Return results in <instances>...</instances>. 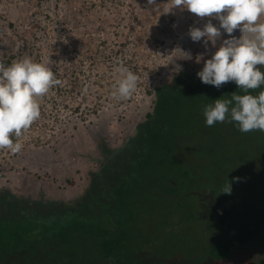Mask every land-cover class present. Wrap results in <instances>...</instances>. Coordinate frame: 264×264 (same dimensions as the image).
<instances>
[{
    "label": "rangeland",
    "instance_id": "1",
    "mask_svg": "<svg viewBox=\"0 0 264 264\" xmlns=\"http://www.w3.org/2000/svg\"><path fill=\"white\" fill-rule=\"evenodd\" d=\"M169 3L0 0V56L43 62L58 69L62 82L38 98L40 118L14 140L23 145L21 152L0 150V189L36 199L82 194L90 171L100 169L99 135L115 147L124 145L154 110L156 87L181 70L198 73L230 38L221 29L215 45L205 46L206 38L194 42L191 28L203 29L209 20L219 27L220 21L187 9L164 13ZM121 63L139 77L127 100L112 95ZM178 111L179 128L167 154L177 164H166L165 175L164 167L159 176L149 172L131 194L133 251H124L117 264H229L212 259L207 249L216 234L234 226L245 247L264 240V132L242 133L228 120L207 126L203 106ZM182 165L190 179L179 174ZM228 181L231 193H220ZM247 248L251 255L258 252ZM96 257L86 264H105Z\"/></svg>",
    "mask_w": 264,
    "mask_h": 264
},
{
    "label": "trees",
    "instance_id": "2",
    "mask_svg": "<svg viewBox=\"0 0 264 264\" xmlns=\"http://www.w3.org/2000/svg\"><path fill=\"white\" fill-rule=\"evenodd\" d=\"M14 59L13 54L0 56L5 65ZM258 67L264 71V66ZM51 70L60 80L58 69ZM262 90L264 85L249 90V94L258 95ZM234 92L244 94L234 81L218 89L203 83L197 73L181 70L170 82L156 87L154 110L136 125L135 133L124 145L115 147L108 136L99 135L101 157L96 160L100 169L90 171L89 186L82 194L71 199H36L1 188L0 264H86L96 255L105 264L123 262V254H127L124 251H133V232L128 227L133 226L130 220L136 213L131 194L148 181L149 172L159 176L164 167L165 175L166 164H177L167 154L173 149L170 139L179 128L178 110L184 107L195 111L214 105L211 100L231 97ZM174 109L177 113L169 116ZM179 174L184 179L192 175L183 165ZM166 191L173 192L174 188ZM211 243L207 250L216 261L264 264V240L245 247L236 226L216 234ZM250 246L258 248V252L251 255L246 251Z\"/></svg>",
    "mask_w": 264,
    "mask_h": 264
},
{
    "label": "clouds",
    "instance_id": "3",
    "mask_svg": "<svg viewBox=\"0 0 264 264\" xmlns=\"http://www.w3.org/2000/svg\"><path fill=\"white\" fill-rule=\"evenodd\" d=\"M155 5L156 0H148ZM187 9L200 18H215L219 27L209 20L203 27H193L189 35L194 42L208 41L213 45L221 37V29L229 34V39L208 59L197 73L201 81L216 88L234 81L244 94L232 93L231 98L215 99L214 105L203 106L206 125L216 122H236L242 133L253 130L264 132V90L258 95L249 94L264 85V0H170L168 9ZM242 33L236 38L233 33ZM122 78L117 81L112 93L117 100H127L135 93L139 77L123 63L119 66ZM59 80L47 64L34 61L28 56L5 65L0 62V150L7 149L13 154L21 152L23 145L14 142L41 116L38 98L46 96L50 90L60 85ZM220 193H231V183Z\"/></svg>",
    "mask_w": 264,
    "mask_h": 264
},
{
    "label": "crops",
    "instance_id": "4",
    "mask_svg": "<svg viewBox=\"0 0 264 264\" xmlns=\"http://www.w3.org/2000/svg\"><path fill=\"white\" fill-rule=\"evenodd\" d=\"M64 198H73V197L68 196L67 193H66V196H64Z\"/></svg>",
    "mask_w": 264,
    "mask_h": 264
},
{
    "label": "water",
    "instance_id": "5",
    "mask_svg": "<svg viewBox=\"0 0 264 264\" xmlns=\"http://www.w3.org/2000/svg\"><path fill=\"white\" fill-rule=\"evenodd\" d=\"M128 139H129V138H128ZM128 139H127V140H128Z\"/></svg>",
    "mask_w": 264,
    "mask_h": 264
}]
</instances>
